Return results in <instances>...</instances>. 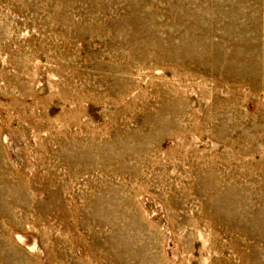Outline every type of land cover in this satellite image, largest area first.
<instances>
[{
	"label": "rangeland",
	"instance_id": "374dc122",
	"mask_svg": "<svg viewBox=\"0 0 264 264\" xmlns=\"http://www.w3.org/2000/svg\"><path fill=\"white\" fill-rule=\"evenodd\" d=\"M0 264H264V0H0Z\"/></svg>",
	"mask_w": 264,
	"mask_h": 264
}]
</instances>
